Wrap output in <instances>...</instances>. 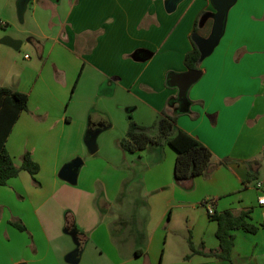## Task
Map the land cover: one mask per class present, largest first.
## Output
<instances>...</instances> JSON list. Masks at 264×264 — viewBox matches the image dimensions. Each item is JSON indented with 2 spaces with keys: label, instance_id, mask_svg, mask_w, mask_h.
I'll use <instances>...</instances> for the list:
<instances>
[{
  "label": "crops",
  "instance_id": "crops-1",
  "mask_svg": "<svg viewBox=\"0 0 264 264\" xmlns=\"http://www.w3.org/2000/svg\"><path fill=\"white\" fill-rule=\"evenodd\" d=\"M21 1L0 0L3 28L15 17L24 26L18 34L0 33V88L28 96L6 148L17 167L29 153L40 170L36 182L21 171L0 187V264H68L74 250L64 235L71 230L84 250L98 251L96 263L264 264L262 228L233 232L230 262L197 254L186 259L189 239L195 250L219 247L205 203L218 213L249 211L250 224L264 223L257 204L264 191V0H237L229 8L218 44L202 57L201 78L187 92L194 103L182 114L168 77L187 72L195 28L200 49L209 39L211 0H182L172 13L168 0H28L19 14ZM22 51L28 53L18 62ZM165 108L177 116V130L211 151L205 177L176 181L177 153L166 143L136 153L121 148L131 120L152 127ZM93 131H99L94 154L100 156L91 160L84 141ZM76 156L83 166L71 186L58 172ZM93 168L118 175L111 198L101 172L90 175ZM97 188L104 200L90 216ZM63 189H71L66 233L44 225L59 218L55 196ZM77 218L82 227L76 229ZM10 220L25 224L32 250Z\"/></svg>",
  "mask_w": 264,
  "mask_h": 264
},
{
  "label": "trees",
  "instance_id": "trees-1",
  "mask_svg": "<svg viewBox=\"0 0 264 264\" xmlns=\"http://www.w3.org/2000/svg\"><path fill=\"white\" fill-rule=\"evenodd\" d=\"M195 33L196 28L191 37L193 48L184 58V66L187 71H200L199 65L202 54L193 38ZM27 102L28 96L26 94L10 88H0V187L6 186L8 181L16 178L21 171L27 172L33 181L36 182L35 178L40 170L39 165L29 153L23 154L21 164L17 167L6 148L7 139L14 124L20 114L27 110ZM177 103L178 113L182 114L186 113L194 102L190 101L188 96H186L184 100H178ZM196 104L200 105V102H196ZM196 116V114H193L192 119H195ZM176 119L177 116L169 113L165 108L160 119L152 127L140 126L131 120L125 137L120 140V146L127 153H136L145 150L149 145L166 143L177 153L173 173L176 181L205 177L212 159V153L195 138L181 130H177L175 127ZM152 129L157 130L155 135H151ZM208 217L217 224L216 238L219 242L218 249L208 252L195 250L191 239H189L188 243L191 253L186 259L197 254L215 258L219 261L230 262L235 239L233 232L241 230L246 233L256 234L260 228L264 229V223L260 226H255L248 222L249 211H241L238 215H234L228 210L220 213L214 211V214ZM10 224L19 232H27L26 227L19 220H10Z\"/></svg>",
  "mask_w": 264,
  "mask_h": 264
},
{
  "label": "water",
  "instance_id": "water-1",
  "mask_svg": "<svg viewBox=\"0 0 264 264\" xmlns=\"http://www.w3.org/2000/svg\"><path fill=\"white\" fill-rule=\"evenodd\" d=\"M28 0H22L18 11L21 14L24 11L26 2ZM182 0H168L166 4L167 12H174L177 5ZM237 0H211L212 5L216 9V14L214 16L213 28L209 39L202 45L200 49L202 57L204 55L210 54L213 49L218 44L225 26V19L229 8L234 5ZM201 78V71L192 70L187 71L182 74H170L168 77V84L178 90V100L182 101L186 98L187 92L199 79ZM99 134V131H93L88 133V137L84 141V144L90 154H94L97 151L96 139ZM83 166V161L80 158H76L68 164H65L60 171L58 172L59 180L75 186L77 184L78 171ZM74 243L78 246L77 233L72 230L68 233ZM78 252L76 250L70 252L66 258L65 262L68 264H77L78 263Z\"/></svg>",
  "mask_w": 264,
  "mask_h": 264
},
{
  "label": "rangeland",
  "instance_id": "rangeland-1",
  "mask_svg": "<svg viewBox=\"0 0 264 264\" xmlns=\"http://www.w3.org/2000/svg\"><path fill=\"white\" fill-rule=\"evenodd\" d=\"M9 13H11V12L9 11ZM3 27H4V25L0 26V28H3ZM23 27L24 26H23L22 22H20L19 18L18 17H15V20H13L11 26L10 27H7V28L0 29V33H3V31L5 30L6 34H8V35H10V34H18L19 32H21L23 30ZM25 53H28V51L27 52L22 51L21 54L17 55L16 58H17L18 62H20L22 60L23 55ZM35 56L36 55L33 54L32 55V58L35 57ZM89 156H90L89 158H91V160H94V159H96V158H98L100 156V153L93 154V155H89ZM76 158H80L81 160H83L80 156H76L75 158L71 159L70 162L73 161ZM70 162H68V163H70ZM64 165L65 164H63L61 166V168ZM84 170H86V169L84 168L83 171ZM100 172H101V178H102V180L103 181H106V183H107V188L106 189L108 191L109 198H111V195H113V193H114V190H113V188H114V186H113V180L116 179V176H118V175L115 176L113 174V171H111L110 169L104 170L103 168H100V169L96 170V169L93 168L91 171L89 170V173H90V175L92 177L96 176L97 173L100 174ZM44 174H46V171L44 172ZM40 181L44 183L46 181L45 180V177H42L40 179ZM69 188H71V187H69ZM66 190L69 191L71 189H63L60 192H58L56 194V196H55V201L57 202L55 205H57L58 213L60 214L59 218L58 219L57 218L56 219H52V220H46L44 222L45 227H47V228L50 227L49 229L52 230V231H53L52 228H54L56 230L58 229V231L60 230L62 233H66V231H68V229H70L69 228V223L72 221V219H71L70 214H68L66 212V209H65V206H66V193H67ZM72 192H74V191H72ZM73 194L75 195V197L77 199L79 197L78 195L80 193L75 192ZM84 198H85V194L82 193L81 200H83ZM103 200H104V198H102V194L100 195V189L97 188L95 199H93L91 201V203L88 205L89 206V212L88 213H89L90 216H96L98 213H100V206H99V204L102 203ZM74 208L76 210V205L74 206ZM94 223H95V220H92L91 221V226H93ZM23 225L25 226V224H23ZM75 225H76V229L82 227V219L81 218H77ZM22 233L28 238V239H26L27 242L29 241V244H27V247L30 250H32V247L33 246H32V243H31L32 240L30 238V235L31 234H29L28 231L27 232H22ZM64 237H65V240H68V242L72 245L73 250H76L79 253L83 254L82 255V259H81V261H80L79 264H110L113 261V260L112 261H109V259H108V255L109 254H108V252L107 253L104 252L103 253V256H106L108 260H102V262H99V263L97 262L96 263V261H100L99 258H98V253H97L98 251L94 250L93 247H90L89 249L84 250L83 245L80 244L78 240H77L78 241V246H77L74 243V241H73V239H72L71 236L64 235ZM56 245H59V244L56 242ZM260 246H261V242L258 244V247H260ZM242 248H243V244H242ZM127 256H128V252H126L125 257H127ZM125 257H124V259H125ZM7 261H8V258H6L4 260L5 263H7Z\"/></svg>",
  "mask_w": 264,
  "mask_h": 264
},
{
  "label": "built area",
  "instance_id": "built-area-1",
  "mask_svg": "<svg viewBox=\"0 0 264 264\" xmlns=\"http://www.w3.org/2000/svg\"><path fill=\"white\" fill-rule=\"evenodd\" d=\"M3 23L0 21V26H2ZM256 188L259 190L263 189V184L260 182L256 183ZM257 204L258 206H260L261 208H263L264 210V191L262 192V194L258 197L257 199ZM205 208H206V212L208 216H211L214 214V210H213V205L212 203H205L204 204Z\"/></svg>",
  "mask_w": 264,
  "mask_h": 264
}]
</instances>
